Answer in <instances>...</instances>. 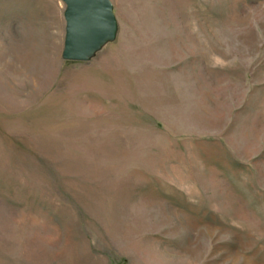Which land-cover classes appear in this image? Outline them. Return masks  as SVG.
Wrapping results in <instances>:
<instances>
[{
	"label": "rangeland",
	"instance_id": "obj_1",
	"mask_svg": "<svg viewBox=\"0 0 264 264\" xmlns=\"http://www.w3.org/2000/svg\"><path fill=\"white\" fill-rule=\"evenodd\" d=\"M110 2L0 0V264H264V0Z\"/></svg>",
	"mask_w": 264,
	"mask_h": 264
},
{
	"label": "water",
	"instance_id": "obj_2",
	"mask_svg": "<svg viewBox=\"0 0 264 264\" xmlns=\"http://www.w3.org/2000/svg\"><path fill=\"white\" fill-rule=\"evenodd\" d=\"M65 4V33L61 56L85 61L114 39L117 24L110 0H61Z\"/></svg>",
	"mask_w": 264,
	"mask_h": 264
}]
</instances>
